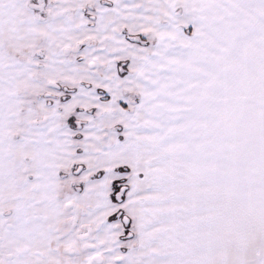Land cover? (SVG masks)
Masks as SVG:
<instances>
[{"label":"snow or ice","instance_id":"obj_1","mask_svg":"<svg viewBox=\"0 0 264 264\" xmlns=\"http://www.w3.org/2000/svg\"><path fill=\"white\" fill-rule=\"evenodd\" d=\"M0 264H264V0H0Z\"/></svg>","mask_w":264,"mask_h":264}]
</instances>
